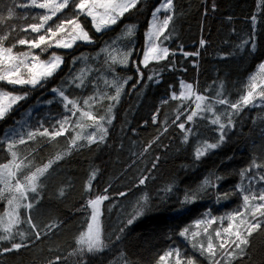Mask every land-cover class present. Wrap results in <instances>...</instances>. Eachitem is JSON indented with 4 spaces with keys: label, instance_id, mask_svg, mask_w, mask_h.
<instances>
[{
    "label": "trees",
    "instance_id": "obj_1",
    "mask_svg": "<svg viewBox=\"0 0 264 264\" xmlns=\"http://www.w3.org/2000/svg\"><path fill=\"white\" fill-rule=\"evenodd\" d=\"M161 1L140 0L115 26L100 32L95 30L91 19L79 15L77 22L83 25L93 42L78 41L70 50L50 47L42 51V45L43 59L56 52L63 57L64 63L52 77L42 82V86L20 87L0 81V90L29 93L27 100L0 119V141H4L0 144V163L12 160L8 150L10 142L4 139L7 128L16 123L12 117L31 99L38 98L36 102H41L36 122L30 120L27 128L17 132L25 136L26 142L18 143L19 135L14 138L17 141L13 148L17 152L16 163L27 165L17 172L23 177L58 154L70 151L72 138L81 131L70 127L66 135L54 139L39 135L43 130L41 119L48 125L49 132L55 129V124H50L46 117L50 114L54 117L49 120L56 121L49 108L53 112L63 108L60 98L58 104H46L54 98L49 90L63 89L81 107L88 97L100 93L114 96V88L100 77L101 70L106 68L104 63L90 76L97 81L96 85L77 87L78 81L73 83V70L82 63L83 57L92 62L97 50L121 37L129 24L136 25L127 64L113 63L109 70L106 68L108 75L118 77L120 82L127 81L119 101L113 103L102 97L93 105L98 117L112 118L105 140L73 149L40 177L38 192L28 193L27 202L36 201L35 207L30 212L20 208L21 223L13 228V239L0 241V250L11 247L13 242L26 246L0 254V264H158L170 240H174L172 244L176 242L178 234L195 220L209 212L212 216H220L225 210L241 204V195L236 191L241 183L240 172L248 169L253 161L264 164V107L242 106L238 113H233L232 126L224 130L226 135L220 142L219 128L210 122L214 118L211 113L205 112L187 121L186 129H191L190 133L182 131L178 124L185 123L194 109V102L189 106L187 100H173L171 95L179 92L182 82H186L193 84L196 93L207 99H218L220 94L232 103L239 101L247 90L250 75L264 60V0L259 10L258 0H174L175 15L169 25L171 38L163 40L161 37V40L175 55L144 67L140 57L145 31L153 10ZM22 5L23 0H0V32L8 37L4 45H15L13 51L19 54L27 51L28 45H18L17 41L25 36L32 40L39 34L29 28L38 19L26 15ZM9 9L13 13L11 17ZM74 12L70 2L55 20L75 19ZM253 40L254 49L251 47ZM244 41L250 43L244 44ZM183 52H199V55L185 57ZM99 60L101 63L105 57ZM138 67L140 72H137ZM110 103L113 107L107 115ZM221 106L232 111L227 105ZM219 111L215 107L216 114ZM154 114L157 115L156 123H153ZM223 114L222 121L227 123ZM28 132L37 134L29 140ZM205 142L219 146L196 159L197 148ZM261 176H264V168L253 169L243 182L255 177L257 185H264ZM143 177L148 179L141 185L139 181ZM206 180L210 181L208 186H205ZM89 183L91 191L86 190ZM0 188H4L2 184ZM187 194H195L194 202H185ZM98 195L109 197L103 201L99 217L104 248L89 253L86 246L82 250L77 240L86 232L91 216L88 200ZM8 199L5 194L0 197V216L10 210ZM141 207L143 214L128 225V219ZM28 215L41 232L40 239H36L26 223ZM83 216L84 222H79ZM20 232L24 233L23 240ZM4 234L0 230V235ZM216 256L214 260H219L220 264H264V222L249 238L243 253L238 252L230 259Z\"/></svg>",
    "mask_w": 264,
    "mask_h": 264
},
{
    "label": "snow or ice",
    "instance_id": "obj_2",
    "mask_svg": "<svg viewBox=\"0 0 264 264\" xmlns=\"http://www.w3.org/2000/svg\"><path fill=\"white\" fill-rule=\"evenodd\" d=\"M70 2L72 3L74 9L78 10L77 12H74L75 19L65 18V20L61 21V23L55 26V29L51 26H47L48 21L56 16L57 13L67 8ZM138 3H140V0H78V2L77 0H30V3H28V0H25V4L22 6H30L47 10L46 14L39 15V23H33L29 25V28L32 32L41 33L42 29L45 28L46 31L43 34H40L37 39H19L17 41L19 45H28L30 49L28 52H22L19 55L13 54V47H15V45L12 47H4V40H6L8 37L6 34L0 32V81H7L9 84L13 85H29L33 88L38 85L42 86L43 81H46L52 77L60 69L61 65L63 64V58L53 53L49 60L40 61L38 56L33 55L31 49L41 48L42 45L44 46L42 51L53 46L57 48L69 49L72 48L77 41L92 43V37L87 31L84 30L81 24L77 22L80 14L91 17L95 30L100 32L109 28L111 25H115L126 12H128L131 8H135ZM213 10H215V5H213ZM162 11L166 13V15L161 21L159 19V14ZM12 14V10L9 9V17H11ZM174 15V0H163V2L153 10L152 19L146 33V48L143 51V59L141 61V64L144 67H147L150 62H160L168 59L170 55H175V53L170 51L168 47L163 46V40H168L171 38L169 33V25L172 23ZM252 20L254 23V16L252 17ZM66 25H73L71 32L66 33L70 39L60 35L61 33L66 32ZM24 30L27 31V29ZM134 30V26H128L125 35L129 38L132 37L134 35ZM161 37H163V40H161ZM248 43H250V41H244V44ZM200 44L203 46L204 41L201 40ZM251 47L253 49L255 48L254 40L251 41ZM102 51H107V49ZM131 54V50L123 52L121 53L119 60L113 57V63L126 65ZM183 55L185 57L189 55L198 56L199 52H183ZM21 68L27 70L29 78H23L22 74H20ZM33 69L38 70L33 71ZM137 72H140L139 67L137 68ZM259 76L261 78V82L259 83L257 82L256 75H253L249 78V83L247 85L245 94L242 95L239 101L235 103L230 102L226 97H222V95L218 94V99L215 101V103L227 105L232 110L231 112L223 114L227 123L222 121L221 115L216 114L211 104L205 103L207 98L196 93L191 84H183L182 82V90L179 95L173 92L171 98L176 100L187 99L190 96H194L196 101L195 108L191 111V114L187 116V121H193L195 117L202 113H211L214 118L211 119L210 122L218 126L220 131L219 141L223 142L226 135L224 130L227 127L232 126L233 113H238L242 106H247L249 104L255 106V101L257 98L264 102V64L260 65ZM149 79L151 80L153 77H149ZM76 80L80 81V83H77L76 86H82L83 74L79 77H76L73 83H75ZM106 83H111L112 86L115 87V95L106 96V94L100 93L97 96L88 97L83 101L84 108H87V111L81 107L77 100L69 99V97L65 95V91L63 89H53V91L57 93V95L62 99L64 108L70 113V115L59 120L57 122L59 127L55 128L52 132H49L47 128H43L42 131H39V135L54 139L55 137L66 135L70 127L80 128L83 130L84 127L91 126L95 128V131L87 135H82L81 132H77V134L71 140V147H79L77 143L78 141H86L87 145L89 146L95 143L103 142L107 135V128L105 125H110L112 123V118L110 116L107 118L105 116H101L97 119V117L92 114L91 109L93 105L102 97L109 99L113 103L118 102L121 90L123 88V84H118L116 81H106ZM124 83H127V81ZM26 95L27 94L25 93L22 96H13L8 92H0V119L4 118L7 112L10 111L13 104H15L17 101L25 99ZM5 98L8 99L7 105L4 103ZM113 103H110L108 106L109 114L112 111ZM78 112L79 117L73 124L72 117H75ZM85 118L91 120L92 124L85 125L83 123ZM177 119H179V117H177ZM156 122L157 115L154 114L153 123ZM178 127L186 133L191 132V129H186L184 123L178 124ZM166 130L167 129H165V131ZM36 134V132H28L27 139H33ZM17 135H19L18 143L23 144L26 142L25 136L16 133L15 130L7 134L6 139L12 141L8 144V150L11 153L12 160L8 163H0V184L5 186L4 188H0V197H3L6 190L13 192L12 198L8 199L7 201L11 210L5 212L3 216H0V230L5 233L4 235H0V241L13 239V228L21 223L18 209L23 207L29 212L31 211V209L34 207V204L31 202L25 203V201L28 200V193L38 192L40 177H42L48 171L49 167H51L52 163H54V161H49V163L44 165V167L37 168L35 172L24 176L23 180L16 179L17 172L21 171L22 168L27 167V165H24L23 162L16 163L17 152L14 151L13 148L15 143H17V141L14 139ZM186 140L187 136L185 138V142ZM2 143H4V141H0V144ZM218 146V143L205 142L201 147L197 148L195 153L196 159L206 155L209 150L215 149ZM148 147H151V144ZM146 150L147 149H145V151ZM66 154L67 153L58 154L55 159L60 160L63 158V155ZM158 160L159 157H157V161ZM155 166L156 165L153 164V167ZM258 168H264V164H257L255 161H253L252 165L248 169L240 172L241 183L236 186V191L241 195L242 198V207L239 210L220 218L212 217L209 212L206 213V216L208 217L206 221H196L197 225H211L215 223L217 219L221 221L224 219L228 220L227 227L222 228V230L217 229L215 231V237L220 241L218 245L213 244V237L211 234L207 236L206 248L204 247L203 243L199 244L202 254L207 253L210 258H215L217 248L223 251L226 249V247L231 249L225 253L228 258L233 257L237 252L243 253L244 249L249 244V238L256 230L262 227L261 218H264V190L253 189L252 184L254 178L249 179L247 185L243 183L244 179L248 177V174L251 173L253 169ZM94 177L95 174H93V178ZM13 179H16L15 184L11 183ZM147 179L148 177H143L140 179L139 183L142 185ZM260 180L264 181V176H261ZM209 184L210 181L206 180L205 186H208ZM91 189L92 186L89 183L86 190L91 191ZM105 191H107V189H105ZM120 195L123 196L125 193H120ZM108 198L109 197L107 195H98L94 199L88 200V207L91 208V216L89 222L87 223V231L81 233L77 243L82 246V250L83 246H86L87 252L89 253L103 250L104 245L103 240L101 239L102 226L99 220V217L101 216L100 205ZM195 198V194H187L185 196V202L192 203L194 202ZM224 198H226V196ZM33 199H35V197H33ZM143 210V207H141V209L137 211L131 219H128L127 224L131 225L137 217L143 214ZM237 220L238 224H236L234 229V222ZM26 223H28L32 229L36 239H40L41 232L37 230V225L33 223L31 215L27 216ZM49 227L51 228L53 226ZM121 231H123V229H121ZM204 231L207 233V227L204 229ZM187 232L188 229L186 228L180 233V235L185 236ZM19 235L23 240L24 233L20 232ZM197 235L198 233H192L193 238H195ZM25 246L26 245L23 243L13 242L11 243V247L0 250V254L10 251H18L21 247ZM193 246L197 247V244H194ZM172 255V252H168L165 255H161L159 259L160 261H165L166 256L171 257ZM175 257V264H194L191 259L184 261L178 249L175 251ZM57 260H59V257H57ZM214 264H220V261L214 260Z\"/></svg>",
    "mask_w": 264,
    "mask_h": 264
},
{
    "label": "rangeland",
    "instance_id": "obj_3",
    "mask_svg": "<svg viewBox=\"0 0 264 264\" xmlns=\"http://www.w3.org/2000/svg\"><path fill=\"white\" fill-rule=\"evenodd\" d=\"M23 1H24V4H25V0H23ZM261 1H262V0H258V10H259V8H260V6H261ZM77 2H78V0H77ZM162 2H163V1H161L159 4H161ZM28 3H30V0H28ZM159 4H158V5H159ZM158 5H157V6H158ZM157 6H156V7H157ZM23 10H25V14H26V15H30L33 19H38L39 15H41V14H46V13H47V10H42V9H38V8H34V7H30V6H28V7H25V6H24V9H23ZM62 11H63V10H62ZM62 11H61V12H62ZM77 11H78V10L75 9V12H77ZM61 12L57 13V15H59ZM57 15H56V16H57ZM80 15H82V14H80ZM165 15H166V13H164V12L162 11V12L159 14V19L162 21ZM87 17H88V16H87ZM88 18L91 19V17H88ZM151 19H152V15H151V18H150L149 23H148V28H149V24H150V22H151ZM63 20H65V19H56V20H55V16H54L50 21H48V25H47V26H51V27H53V28L55 29V26H56L57 24L61 23V21H63ZM119 20H120V19H119ZM119 20H118V22H119ZM91 21H92V20H91ZM118 22H117V23H118ZM34 23H39V19L36 20V22H34ZM117 23H116V24H117ZM116 24H115V25H116ZM92 25H93V24H92ZM115 25H111L109 28H111V27H113V26H115ZM130 25H131V26H134V29L136 28V25H135V24H129L128 26H130ZM47 26H46V27H47ZM81 26L83 27L82 24H81ZM128 26H127V27H128ZM72 27H73V25H66V32H65V33H61L60 35H61V36H64V37L67 38V39H70V37L67 36L66 33H67V32H71ZM83 28H84V27H83ZM148 28H147V30L145 31V44H144L143 51H144L145 48H146V41H147L146 33H147V31H148ZM84 30H85V28H84ZM45 31H46V28H45V29H42L41 33H39L35 39H37L38 36H39L40 34H43ZM85 31H86V30H85ZM122 33H123V34L121 35V37H120V36L117 37V38H118L117 40H115V41H113V42L107 44L105 47H102L101 49L99 48V49L97 50L98 53L94 56L92 62H91L90 60H88L87 57H83V58H82V63H81V64H78V67H76V69L73 70V72L75 73L74 76H73V78L75 79L76 77H79V76H81V75L83 74V85H82V86H87V85H90L91 83H93L94 85H96V84H97V81L93 80L90 76H92V75L95 74V71H96L98 68H100V66H101L102 63H104V65L106 66V68L109 70L110 67H111V65H113V57H115L117 60H119V59H120V55H121V53L126 52V51H129V50L132 51V49H133V47H132L133 36L130 37V38L127 37V36L125 35L126 30H125L124 32H122ZM24 39L30 40L31 38H29V36H25ZM77 42H78V41H77ZM77 42H76V43H77ZM17 44H18V43H17ZM125 44H127V46H129V47H127ZM18 45H19V44H18ZM74 45H75V44H74ZM4 47H6V46L4 45ZM27 47H28V49H27V51H25V52H28V51L30 50V49H29V46H27ZM53 47H54V46H53ZM73 47H74V46H73ZM73 47H72V48H73ZM55 48H57V47H55ZM63 49H64V48H63ZM70 49H71V48H69L68 50H70ZM104 49H107V51H102V50H104ZM31 52L33 53V55L38 56L40 61H47V60H49V58H50L51 55L53 54V53H52V54L50 55L49 58L43 59V58L41 57L40 48L31 49ZM54 53H55L56 55L61 56L60 54H58V53H56V52H54ZM13 54H14V55H19V53H16V52H14V51H13ZM102 56L105 57V60H103V61H101V63H99V62H100L99 59H100ZM61 57H62V56H61ZM89 57H92V56H89ZM62 58H63V57H62ZM142 59H143V52H142L141 57H140V64H141ZM117 64H119V63H117ZM261 64H264V60H263L261 63L258 64V66H257V68L255 69V71L250 75V77H252L253 75H256V76H257V82H258V83L261 82V78H260V76H259V73H260V65H261ZM62 65H64V63H63ZM62 65H61V67H62ZM119 65H124V64H119ZM61 67H60V68H61ZM106 68L104 67V69L101 70V72H100V77L105 78L107 82L116 81L118 84H123V86H124V84H125L124 82H125L126 80L120 82V81L118 80V77L116 78V77L113 76V75H112V76H111V75H108V74H109V71H108ZM37 70H38V69H33V71H37ZM20 74H22L23 78H29V74H28L27 70L24 69V68H21V73H20ZM250 77H249V78H250ZM77 81H78V83H80L79 80H77ZM183 84H190V83L183 82ZM107 85L112 86L111 83H107ZM191 85L193 86V89H194V91L196 92L194 85H193V84H191ZM17 86L24 87V86H29V85H23V86H21V85H17ZM29 87H31V86H29ZM112 87L114 88V92H115V87H114V86H112ZM53 89H59V88H58V87H55V88H52V89L49 90V93H52V94L54 95V98L49 99V100L46 102L47 105H51V104H53V103H55V102H57V104H58V98H60V97L57 95V93H55V92L53 91ZM94 89H95V88H92V91H94ZM181 90H182V89H180L179 92H176V94L179 95V93L181 92ZM0 92H8V93H11L13 96H22V95H24L25 93L27 94L25 99L20 100V101H17L15 104H13L12 107H11V109H10V111H11L13 108H15L19 103H21L22 101L27 100V98L29 97V93H28V92H13V91H6V90H0ZM65 95H67V94L65 93ZM67 96H68V95H67ZM171 96H172V95H171ZM37 99H38V98H36V99H34V100L31 99V100H30V101H29V102H28V103H27V104H26V105H25L20 111H18L17 115H14V116L12 117V119H14L16 123H14L13 125H11V126H9V127L7 128L6 133H5V136H4V139H5L6 141L11 142V140L6 139V136H7V134L11 133L13 130H15L16 133H17L19 129H21V130H19V131H22V130H24L25 128H27V124H26V123L29 122L30 120H32L33 122H36L37 112H38V106H39L40 103H41V102H36ZM69 99H71V98H69ZM183 100H187V101L189 102V106H190V104H191V101H193V102H194V103H193V107L195 108V103H196V101H195V97H194V96H190L189 98H187V99H183ZM216 100H217V99H206L205 103H206V104H211V105L213 106L214 110H215V107H218L219 110H220L219 113H218V115H221V119H222V114L228 112V109L225 108V107H223V106H221V104L215 103ZM60 102H61L63 108H59V110H58L57 112H53V111L51 110V108H49L50 111H51L53 114H55V118H56V121H55V122H54L53 120H49L50 118H52V117H54V116H52V115H50V114H46V117L48 118V122H49L50 124H53V125L55 124V128H58V127H59V125H58V123H57L59 120H61V119H62L63 117H65V116H69V115H70V113L67 112V111L65 110L61 98H60ZM4 103H5V105H7V103H8V99H7V98L4 99ZM247 106L250 107V108H254V107H261V108H263V107H264V102H262L259 98H257V100L255 101V106H253L252 104H249V105H247ZM69 107H71V106H69ZM82 108H84V107H82ZM84 110L87 111L88 109H87V108H84ZM10 111H8V112H10ZM91 111H92V114L95 115V116L97 117V119L100 117V116L98 117V116L95 114V112H94V110H93V107H92ZM8 112H7V113H8ZM106 114H107V115L109 114V113H108V109H107ZM202 114H203V113H202ZM202 114H200V115H202ZM18 115H19V116H18ZM78 117H79V112L77 113V115H76L75 117H72V122L75 123V121H76V119H77ZM105 117H106V116H105ZM18 120H19V121H18ZM74 123H73V124H74ZM83 123H84L85 125H91V124H92V121H91V120H88L87 118H85L84 121H83ZM184 124H185V127H186V126H187V120L185 121ZM41 126H42V127H41ZM107 126H108V124L105 125L106 128H107ZM46 127H48V125H46V124L44 123L43 119H41V120H40V128H46ZM72 129L75 130V128H73V127H72ZM79 129H80V128H79ZM94 131H95V128H94V127L86 126V127H84L83 130H81L80 132H81L82 135H87V134H90V133H92V132H94ZM80 143H81V144L79 145V147L84 146V145H87L86 141H80ZM208 143H212V142H208ZM79 147H73L70 151L67 150V151H65L64 153H68V152L70 153L73 149H77V148H79ZM61 154H63V153H61ZM63 156H64V155H63ZM55 158H56V157H54V158H53L52 160H50V161H54V163H56L57 161H59V160H56ZM48 163H49V162H48ZM48 163H47V164H48ZM54 163H52V164H54ZM42 167H44V165L41 166V167H39V168H42ZM35 171H36V170H35ZM35 171H32L31 173H33V172H35ZM31 173H29L28 175H30ZM23 177H24V176H23ZM23 177H19V176L16 174V179L23 180ZM43 177H44V176H43ZM43 177H42V178H43ZM252 178H254V180H253V184H252L253 189H254V190H264V185H260V186L257 185V180H256V178H255V177H252ZM16 179H13V180L11 181V183H12V184H15ZM39 182H41V181L39 180ZM248 182H249V181H248ZM248 182H247V183L243 182V183H244L245 185H247ZM2 186L5 187L3 184H2ZM4 194L7 195V196H9V198H12L13 192L6 190V191L4 192ZM29 194H31V193H29ZM27 201H29V197H28V200H27ZM27 201H25V203H27ZM35 202H36V201L31 202V203L34 204V207H35V204H36ZM101 206H102V204L100 205V212H101ZM34 207H33V208H34ZM241 207H242V198H241V204H240V205L234 207V208L231 209V210H225L224 212L220 213V214H221L220 216H212L211 214H210V215H211L212 217H217V218L225 217L227 214H229V213H233V212L239 210ZM21 208H23V207H21ZM90 209H91V208H90ZM10 210H11V209H10ZM10 210H9V211H10ZM90 212H91V211H90ZM18 214H19V216H20V209H18ZM207 219H208V217H207L206 215L203 216V217L198 218L197 220H195L192 224H190V225L187 227L188 232L186 233L185 236H181L180 234H178V239H176V242H174L173 244H172V241H174V240H173V239L170 240L169 243H171V244H170V246L167 247V250L163 253V255H165V254L168 253V252H172L173 255H172L171 257L166 256V257H165V261H160V260H159L158 264H175V260H176V257H175V251H176L177 249L180 251L181 257H182V259H183L184 261H187L188 259H191V260L194 262V264H204L205 262H206V263H209V264H213V263H214V259H215L217 256H215V258H210L209 255H208L207 253H203V254H202V252H201V250H200V248H199V244H200V243H203L204 247L206 248V247H207V236H208L209 234H211L212 237H213V241H212L213 244H214V245H218L220 241L215 237V231H216L217 229L222 230V228L227 227L228 220H227V219H224L223 221H221V220L217 219V221H216L215 223L211 224V225H208V224L197 225V224H196V221H198V220H205V221H206ZM84 220H85V218H84V216H83L79 222H82V223H83ZM261 221L264 222V218H261ZM236 224H238V220H237L236 222H234V229H235ZM206 227H207V233H205V231H204V229H205ZM185 229H186V228H185ZM85 231H87V229H86ZM183 231H184V230H183ZM193 232L198 233V235H197L195 238H193V236H192V233H193ZM180 233H181V232H180ZM169 243H167V244H169ZM175 244H176V245H175ZM194 244H197V247H194V246H193ZM103 248H104V246H103ZM230 250H231V249H230V248H227V247H226V249L223 250V251H221V250H219V249L217 248V253H216V255L218 254V255H220V256H223V255L226 256L225 253H226L227 251H230ZM237 254H238V252H237L233 257L237 256ZM227 259H230V258L227 257Z\"/></svg>",
    "mask_w": 264,
    "mask_h": 264
},
{
    "label": "bare ground",
    "instance_id": "obj_4",
    "mask_svg": "<svg viewBox=\"0 0 264 264\" xmlns=\"http://www.w3.org/2000/svg\"><path fill=\"white\" fill-rule=\"evenodd\" d=\"M237 143H238V142H237ZM50 218H51V217H50ZM45 220H46V219H45ZM78 223H79V222H78ZM60 248H61V247H60ZM60 248H59V249H60ZM47 251H48V250H47ZM53 253L56 255L55 252H53ZM57 253H58V252H57ZM35 254H36V253H35ZM39 254H40V253H39ZM36 255H37V254H36ZM45 255H46V254H45ZM45 255H44V256H45ZM60 255H61V253H60ZM63 255H64V254H63ZM58 256H59V255H58ZM37 258H39V257H37ZM41 258H42V257H41ZM45 258H46V257H45ZM48 258H50V257H48ZM39 259H40V258H39ZM42 259H43V258H42ZM45 260H46V259H45Z\"/></svg>",
    "mask_w": 264,
    "mask_h": 264
}]
</instances>
